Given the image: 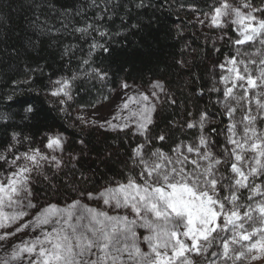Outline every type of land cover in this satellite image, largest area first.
I'll list each match as a JSON object with an SVG mask.
<instances>
[{"label": "trees", "instance_id": "16d2710c", "mask_svg": "<svg viewBox=\"0 0 264 264\" xmlns=\"http://www.w3.org/2000/svg\"><path fill=\"white\" fill-rule=\"evenodd\" d=\"M216 2L143 0L141 7L140 0H0V157L13 158L10 144L17 153L41 144L38 128L20 118L25 101L42 113L47 128L68 137L70 150L78 156L76 161L66 162L59 173L35 185L39 203L65 204L82 198L78 189L95 191L113 178L123 180L134 174L129 156L137 145L136 138L130 133H80L73 129L70 112L48 96L57 81L69 83L74 106L89 108L108 100L125 80L143 88L159 80L166 86L167 98L164 94L149 126L151 144L145 138L140 143L143 151L151 156L152 151L162 149L172 156L174 147L198 144L203 134L214 141L213 152L228 157L224 151L226 134L221 130L230 121L224 110L225 88L217 79L220 81L223 70L219 65L235 57L237 38L230 31L227 39L217 44L188 23V14L203 15ZM250 2L264 6L261 0ZM81 28L88 31H78ZM97 70L108 73V78L101 79ZM9 97L13 99L9 101ZM228 107L235 108L234 118L244 112L243 101ZM202 113L207 114L203 130L199 127ZM186 121H195L196 127L188 129ZM14 131L21 133V143L13 141ZM161 134L167 139L158 142L156 137ZM29 135L31 145L23 139ZM3 162L0 159V173ZM228 166L222 162L219 167L226 170ZM226 175L232 173L226 171ZM250 183L261 189L264 175L250 177ZM237 194L238 204L249 205L255 199H248L250 189H240ZM256 212L260 213L257 208ZM258 216L253 215L255 224L262 228L264 220ZM253 224L248 221L246 228ZM239 244L230 242L227 264H241L242 258L236 260L231 251ZM217 250L215 246L211 249ZM203 257H192L193 264H203ZM212 259L209 254L207 261ZM216 262L225 264L222 259Z\"/></svg>", "mask_w": 264, "mask_h": 264}, {"label": "snow or ice", "instance_id": "6c2138e0", "mask_svg": "<svg viewBox=\"0 0 264 264\" xmlns=\"http://www.w3.org/2000/svg\"><path fill=\"white\" fill-rule=\"evenodd\" d=\"M261 2L264 3V0ZM139 6H143V0H140ZM242 7L249 8L251 11L244 15L240 8H233L225 2L212 6L210 12L204 15L210 16L213 27H220L223 23L222 17L228 15L227 10L232 8L236 17L233 24L240 25L233 31L241 37L235 39L234 43L243 45L256 41L257 37L260 38L261 43H264V8H257L250 0H245ZM257 12L260 13L259 17L256 15ZM199 22L204 23L203 20ZM78 31L87 32L88 29L81 28ZM104 50L108 51L107 48ZM229 62L233 65L245 64L243 72L238 67L227 69L229 73L235 72L234 81L229 76L220 77L226 84L231 82V87L225 88V98L236 99L239 103L241 99L248 98L249 90L259 89L264 85V67L261 68L259 76H255L247 67L248 63L256 64L255 60L237 62L235 57H230ZM260 64L264 65V60H261ZM219 67L224 69L225 66L221 64ZM97 75L101 79L108 78V73L103 70H97ZM56 83L61 86L52 91L51 95L63 94L67 99H71L67 81ZM133 87L126 80L122 82L121 88L126 97L123 107L127 109L129 101L139 106L142 118L135 121L133 134L143 136L151 144L152 138L149 136V126L153 122L151 113L156 110L160 93L165 94L167 98L166 86L159 80L150 81V92L142 90L129 96L128 92ZM237 88L243 91L242 97L237 98L233 95L234 89ZM8 99L11 101L13 97ZM60 103L63 104L65 101L62 100ZM171 103L173 105L176 103L174 97L171 98ZM257 104L264 108V103H261L259 99ZM22 110L23 114L20 118L32 122L38 128L43 148L52 153L57 150L62 152L63 133L47 128L45 117L31 102L25 101ZM234 114V107L226 108V116L230 122L225 129L221 130L222 134L226 133L224 151L228 153L227 158L213 152L214 141L210 142L203 134L200 135L198 144L186 145L187 154L180 145L173 148V152L179 153L175 163L172 157L166 155L162 149L152 151L149 156L143 151L144 145L138 144L129 156L133 176L123 180L113 178L108 185L95 191L78 189L82 197L86 196L88 200H96L103 205L98 204L96 207L82 205L80 200H72L66 207H59L55 203L36 205L30 199L32 195L30 175L34 168L17 162L21 159L30 160L32 165L38 167L40 161L51 160L59 167L61 161L54 154H46L42 148L30 147L28 152L17 153L10 144L8 150L12 152L13 158L8 160L0 157V159H5V163L15 166L16 170L12 171L10 168L5 174L7 184L0 179V207L4 204V197L7 196L9 207L19 205L25 210L15 212L7 223L0 220V229H10L12 225H16L14 230L0 234V241L29 227L34 232L39 231L34 238L12 245L14 264H25V261L26 264H109V261L111 264H124L125 255L133 264H140L136 257H140L143 264H189L190 254H203L206 257L210 254L213 258L210 264H216L218 259L224 260L227 264V261L231 259L230 242L239 244L240 241L251 240L257 234L256 229L249 232L246 228L248 221L255 223L252 205L238 204L240 197L237 193L240 189H250L249 200H253L256 196L264 198V191H260V185L250 183V177L264 175V164L259 163V157L264 156V137L259 136L254 127H250L257 117L251 115V108L240 122L234 120ZM206 117V113L201 114L199 121L201 130L204 129ZM84 123L87 121L85 120ZM185 123L188 129L196 127L195 121ZM238 123L243 124V137L238 134ZM111 126L118 127L114 123ZM212 131L217 130L213 128ZM20 135V132L12 133L15 143H21ZM23 139L30 145L33 140L30 135ZM166 139L167 137L163 134L156 137L158 142ZM250 141H252L251 149L259 150L255 163H249L243 155ZM228 145H232L230 152ZM192 154H195L196 159L191 158ZM163 160H167L168 163L156 162ZM230 160L235 162L229 163ZM222 162L229 165L226 170H221L219 167ZM189 163L192 165L190 169L186 167ZM245 168L248 170L245 171ZM226 171H230L232 175L227 176ZM81 179L87 181L83 175ZM27 209L34 211L31 217L24 220V217L28 216ZM258 210L261 219L264 220V202L258 205ZM132 213L135 217L130 218ZM149 213L156 221H163V227L158 230L153 223H150ZM0 216H3L2 212ZM221 217H223V223L220 222ZM17 220L23 222L16 224ZM138 221L141 222L138 223ZM64 225H67V228L57 227ZM138 228L148 229L152 234L138 233L136 230ZM259 231L262 233L259 239L247 245L249 251L253 249L264 251V229ZM237 237L239 240L236 239ZM141 240L154 253V259H144L139 243ZM214 246L218 249L217 251H211ZM221 246L222 252L219 250ZM244 247L245 245H240L241 249ZM231 251L235 254L236 260H240L245 255L243 251L237 249H231Z\"/></svg>", "mask_w": 264, "mask_h": 264}, {"label": "rangeland", "instance_id": "374dc122", "mask_svg": "<svg viewBox=\"0 0 264 264\" xmlns=\"http://www.w3.org/2000/svg\"><path fill=\"white\" fill-rule=\"evenodd\" d=\"M227 2L229 5H231L233 8H240L242 14L247 15L251 9L249 8H244L242 5L244 4L245 0H217L215 3L216 6L221 5L223 3ZM256 6V5H255ZM257 8H264L256 6ZM228 15H225L222 17L223 23L221 24L220 27H213L211 24V19L210 16H205L200 15V14H188L189 17V24L195 25L197 29L203 33L205 36L206 40L207 39H212L213 41H216L217 44L222 43L224 39H227V33L228 32H234L236 38H241L237 35L235 31H233L234 28H239L240 25L238 23L233 24V20L236 19L234 12L232 11V8H229L228 10ZM210 12V11H209ZM206 12V13H209ZM256 15L259 17L260 13L257 12ZM203 20L204 23L201 24L199 21ZM187 22V21H186ZM247 23V21H245ZM235 58L237 62L243 60V61H249V60H255L257 63L256 64H251L248 63L247 67L249 71L255 75L259 76L261 68L264 67V65L260 64L261 60H264V43H261V40L259 37H257L256 41L254 42H248L243 45H236L235 48ZM224 69L221 71V76H229L232 81L235 80V72L229 73L227 69L229 68H234L238 67L241 72H243V69L245 67V64L242 63H237V65H233L229 60L224 61ZM61 82V81H60ZM259 82V81H258ZM217 83L220 85V87H231V82H228L227 84L225 82H222L221 79L220 81L217 79ZM61 85L55 83L52 90L48 94L50 97V100L57 106L66 109L67 111L70 112V125L73 129L80 133H92L94 131L100 132V133H107V134H124V133H130L129 135L132 136L133 138H136V143L137 145L142 143L144 137L140 135H134L133 132L135 131V121L139 120L142 118L141 111L139 109V106L132 101H129V107L125 109L123 107L124 101L126 97L123 94V90L120 87H118L116 90H114L110 96V98L102 103H99L95 106L89 107V108H79L77 106H74L73 103V98L71 94V89L69 87V83L67 82V87L70 91L71 94V99H67L63 94L53 96L51 95L52 91L57 90ZM133 86V85H130ZM147 91L150 92V85L146 87H140V86H134L133 88H130L128 95L131 96L133 95L134 92H140V91ZM158 91V90H157ZM233 95L236 96L237 98L243 96V91L239 88L234 89ZM160 99L156 102V110L157 108L161 105V100L162 97L164 96L163 93L159 94ZM257 99L261 101V103H264V85H262L259 89L253 88L249 90V95L247 99H241L239 102L243 101L244 102V112L242 113L240 118H234L236 122H240L243 120V117L245 114H248L249 108H251V115L256 116V120L250 127H254L256 129V132L259 136L264 137V108L260 107L257 104ZM64 100L65 103L61 104L60 102ZM237 102L236 99L232 98H227L226 99V105L224 110L226 111V108H228L230 103ZM155 110V112H156ZM155 112L151 113V118L153 121V116ZM87 121V123H84V121ZM104 121H108L109 123L105 124L103 123ZM118 125V127L113 128L111 125L112 124ZM126 125V126H125ZM121 127H123V130H121ZM237 131L240 137L244 136V130H243V124L237 125ZM226 134V133H225ZM64 136V147L63 151L57 150L55 153H52L50 150L43 148L42 143L39 145L37 148H42V150L48 154L52 155L54 154L58 160L61 161V164L59 167L55 165V163L51 160H42L40 161V164L38 167L32 165V162L30 160H25L21 159L17 163H20L22 165H28L30 167H33L34 170L31 172L30 175V191L32 193L30 199L38 205V206H43V205H48L46 202H38V200L35 197V193L33 188L35 185L42 181H46L49 179L50 174L54 173H59L62 167H66V162L72 163V161H76L77 155L74 154L73 150H70V144H69V139L67 136ZM252 141L249 142V145L246 146V150L243 152V155L245 156V159L249 163H255L256 158L258 157V152L259 150L253 151L250 147V144ZM229 152L231 151L232 145H228ZM182 150L184 151L185 154H187L186 147H182ZM29 151V150H28ZM26 151V152H28ZM145 152V151H144ZM146 153V152H145ZM228 154V153H227ZM149 155V154H148ZM179 153L174 152V154L171 156L173 163H175ZM150 156V155H149ZM10 157V156H9ZM182 159V157H180ZM192 159H196L195 154L191 155ZM3 160V159H2ZM5 160V159H4ZM8 160H11L10 158ZM160 162L162 164L168 163L167 160L163 161H156ZM232 162H235L232 160ZM202 164L204 163L203 161L201 162ZM259 163L264 164V156L259 157ZM3 170L0 173V179H3V183L7 184V179H6V173L9 171L11 168L12 171H15V166L10 165L8 163L3 162ZM179 167V165H177ZM189 169L192 167V165L189 163L186 165ZM248 169L245 168V171ZM142 182V181H141ZM260 191H264V186L261 187ZM75 200H80L82 205H88L91 207H96L98 204L100 206H103L101 202H98L96 200H88L87 197H79ZM264 202V198L260 196H256L255 199L251 202L252 209H253V215H260V213L256 212V208L258 209V205ZM24 203H27V201H24ZM70 202H67L65 204L58 205L59 207H66L67 204ZM25 210L22 209L19 205H16L14 207H9L8 201H7V196L4 197V204L2 207H0V212L3 213V216H0V220H3V222L7 223L9 218L17 211ZM28 216L24 217V220H27L29 217L32 216L33 214V209H27ZM130 211V210H129ZM123 214V213H121ZM135 217V214L132 213L130 215V218ZM259 217V216H258ZM148 220L150 223H153L154 226L157 227L159 230L160 227H163V221H156L155 218L152 216L151 213L148 214ZM23 221L17 220L16 224H19ZM141 221H138V223ZM16 225H12V228L10 229H0V234H3L5 231H10L14 230ZM57 227H65L67 228V225L64 226H57ZM253 229L257 230L256 236H253L251 240L249 241H241L239 246H237V250L243 251L245 253L244 257H242V262L241 264H264V251H257L255 249L249 251L247 248V245L254 243L257 239H259L260 235L262 234L260 229H264V226L260 228L259 225H256L255 223L247 228L249 232H251ZM138 233L143 232L145 234H152L149 232L148 229H136ZM39 234V231H33L31 227L24 229L20 233H17L16 235L6 238L3 241H0V264H14L12 261V245L20 243L22 240H27L29 238H34L36 235ZM140 247H141V252L144 254V259L152 258L154 259V253H152L146 244H143L142 240L139 242ZM243 244L245 245L244 248H240V245ZM221 250V248L219 249ZM38 251V249H37ZM198 256V258H195V260H199V258L203 257L202 255H194L190 254L189 255V264H193V259L192 257ZM259 257L258 259H254L253 257ZM136 260L140 262V264H143V260L140 259V257H136ZM124 264H133L132 261L128 259V257L125 255L123 257ZM203 264H210V261H207V257H203L201 260ZM26 264V261H25ZM109 264L111 262L109 261ZM216 264H219L216 262ZM232 264V263H230Z\"/></svg>", "mask_w": 264, "mask_h": 264}]
</instances>
